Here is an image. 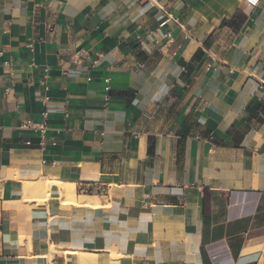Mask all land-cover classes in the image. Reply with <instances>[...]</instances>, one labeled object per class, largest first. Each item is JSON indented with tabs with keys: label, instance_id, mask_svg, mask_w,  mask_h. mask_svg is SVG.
<instances>
[{
	"label": "crops",
	"instance_id": "0c3cea01",
	"mask_svg": "<svg viewBox=\"0 0 264 264\" xmlns=\"http://www.w3.org/2000/svg\"><path fill=\"white\" fill-rule=\"evenodd\" d=\"M263 261L264 0H0V264Z\"/></svg>",
	"mask_w": 264,
	"mask_h": 264
},
{
	"label": "built area",
	"instance_id": "2783aa9c",
	"mask_svg": "<svg viewBox=\"0 0 264 264\" xmlns=\"http://www.w3.org/2000/svg\"><path fill=\"white\" fill-rule=\"evenodd\" d=\"M245 1L252 8H256L261 3V0H245ZM166 22H167V20L160 21L159 26H164L166 24ZM136 38L140 40L142 38V36L137 35ZM163 38L166 39L167 43L172 42L174 40L171 32H169V31L163 35ZM156 42L158 43L160 41L156 40ZM96 63H97V60L94 61V64H96ZM47 77H48V74L44 76V80H46ZM44 99L48 100V96H46ZM43 116H44V120L42 122H34L32 120H27L22 125V127H24V128L32 129V130L39 132V134H40L39 146L41 148H43L46 144V136H47V130H48V124H47L48 111L46 109L43 112ZM31 143L32 142L30 140H28L26 142V144H29V145Z\"/></svg>",
	"mask_w": 264,
	"mask_h": 264
},
{
	"label": "bare ground",
	"instance_id": "6f19581e",
	"mask_svg": "<svg viewBox=\"0 0 264 264\" xmlns=\"http://www.w3.org/2000/svg\"><path fill=\"white\" fill-rule=\"evenodd\" d=\"M60 185H62V184H60ZM63 188H64L63 190H65V192H66L67 195H69L70 197H71V196H74V195H73V193H74V192H73V188H72L70 185H63ZM63 190H62V191H63ZM28 191H29V190H28ZM32 191H33V190H32ZM63 192H64V191H63ZM70 199H71V198H70ZM72 199L75 200V197H74V198L72 197ZM67 202H68V201H67ZM263 264H264V261H263Z\"/></svg>",
	"mask_w": 264,
	"mask_h": 264
},
{
	"label": "rangeland",
	"instance_id": "374dc122",
	"mask_svg": "<svg viewBox=\"0 0 264 264\" xmlns=\"http://www.w3.org/2000/svg\"><path fill=\"white\" fill-rule=\"evenodd\" d=\"M38 193H42L43 195L41 194V196H45L46 198H48V197L50 196V195H46L45 192H44V193H43V192H38ZM34 196H35V195H34Z\"/></svg>",
	"mask_w": 264,
	"mask_h": 264
}]
</instances>
